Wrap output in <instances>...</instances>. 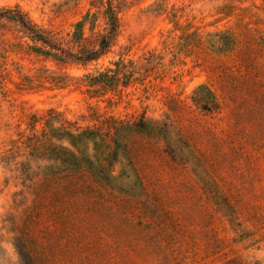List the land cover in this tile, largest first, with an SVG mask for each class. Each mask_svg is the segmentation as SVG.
Instances as JSON below:
<instances>
[{
  "label": "rangeland",
  "instance_id": "374dc122",
  "mask_svg": "<svg viewBox=\"0 0 264 264\" xmlns=\"http://www.w3.org/2000/svg\"><path fill=\"white\" fill-rule=\"evenodd\" d=\"M114 4L0 0V264H264V0Z\"/></svg>",
  "mask_w": 264,
  "mask_h": 264
},
{
  "label": "trees",
  "instance_id": "16d2710c",
  "mask_svg": "<svg viewBox=\"0 0 264 264\" xmlns=\"http://www.w3.org/2000/svg\"><path fill=\"white\" fill-rule=\"evenodd\" d=\"M99 6H104V15L106 17V34L102 36L99 48L93 49V50H86L82 49L80 50L79 55H72L66 53V51H63L62 48L59 47V45H55L54 41L53 43H49L47 40V37H44L37 31H35L28 23L23 19L22 17H18L17 21L22 25L24 29H26L35 39L40 40L50 46L51 48L55 49L56 51L60 52L61 54H65L67 56H73L75 59H81V60H91L97 57L100 53L107 48L108 43L110 39L113 37L116 26H117V15H116V5L114 4V0H99ZM9 16L12 18L14 14V11L9 10L8 11ZM75 36V34H73ZM78 39V38H76Z\"/></svg>",
  "mask_w": 264,
  "mask_h": 264
}]
</instances>
